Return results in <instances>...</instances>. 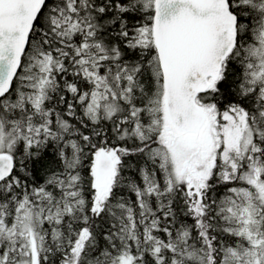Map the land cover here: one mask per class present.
I'll list each match as a JSON object with an SVG mask.
<instances>
[{"label":"snow or ice","instance_id":"6c2138e0","mask_svg":"<svg viewBox=\"0 0 264 264\" xmlns=\"http://www.w3.org/2000/svg\"><path fill=\"white\" fill-rule=\"evenodd\" d=\"M0 264H264V0H0Z\"/></svg>","mask_w":264,"mask_h":264},{"label":"trees","instance_id":"16d2710c","mask_svg":"<svg viewBox=\"0 0 264 264\" xmlns=\"http://www.w3.org/2000/svg\"><path fill=\"white\" fill-rule=\"evenodd\" d=\"M48 159L51 160V157H49ZM42 175H43V172H42V169H41V177H42Z\"/></svg>","mask_w":264,"mask_h":264}]
</instances>
